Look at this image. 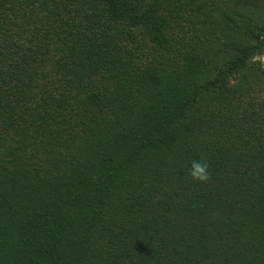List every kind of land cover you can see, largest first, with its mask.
<instances>
[{"label":"trees","instance_id":"obj_1","mask_svg":"<svg viewBox=\"0 0 264 264\" xmlns=\"http://www.w3.org/2000/svg\"><path fill=\"white\" fill-rule=\"evenodd\" d=\"M263 54L264 0H0V264H264Z\"/></svg>","mask_w":264,"mask_h":264},{"label":"rangeland","instance_id":"obj_2","mask_svg":"<svg viewBox=\"0 0 264 264\" xmlns=\"http://www.w3.org/2000/svg\"><path fill=\"white\" fill-rule=\"evenodd\" d=\"M182 19H184L182 17ZM181 21L179 18L177 19ZM178 27H175V31H177ZM164 34L167 35L170 38V47H167L166 49L162 50L161 53L168 54L169 56L173 54L174 52H181V49L185 46V42H188L191 38V31H186L183 35L182 32L179 33H173L174 35H170L168 29H164ZM124 53V52H123ZM125 54V53H124ZM128 56V55H127ZM135 56V55H134ZM134 56H128L130 60L135 59ZM168 57V56H167ZM258 59L262 62L264 67V54L260 55Z\"/></svg>","mask_w":264,"mask_h":264},{"label":"clouds","instance_id":"obj_3","mask_svg":"<svg viewBox=\"0 0 264 264\" xmlns=\"http://www.w3.org/2000/svg\"><path fill=\"white\" fill-rule=\"evenodd\" d=\"M188 174L193 181L200 183H206L211 178L209 172V165L203 159L193 160L191 162Z\"/></svg>","mask_w":264,"mask_h":264}]
</instances>
